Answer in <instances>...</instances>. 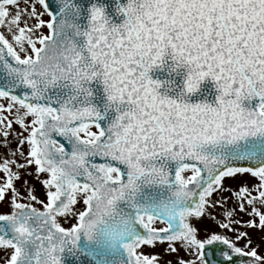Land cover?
<instances>
[{"label": "snow or ice", "instance_id": "1", "mask_svg": "<svg viewBox=\"0 0 264 264\" xmlns=\"http://www.w3.org/2000/svg\"><path fill=\"white\" fill-rule=\"evenodd\" d=\"M0 147V264H264V0H0Z\"/></svg>", "mask_w": 264, "mask_h": 264}, {"label": "rangeland", "instance_id": "2", "mask_svg": "<svg viewBox=\"0 0 264 264\" xmlns=\"http://www.w3.org/2000/svg\"><path fill=\"white\" fill-rule=\"evenodd\" d=\"M45 19H47L46 16H45ZM45 31H46V29H45ZM13 147H14V145H13ZM4 151H5V149L0 147V153H3ZM26 179H28L29 182L32 185H34V187L36 189L35 194L38 197L43 198L44 189H43V186L40 184V182L38 180H36L34 178V176L33 177H26ZM249 179H250V177L248 175H238L236 180L229 181V183L235 188V187L239 186L241 181H247ZM21 185H22V181L17 182V186L18 187H20ZM21 190L23 191V188H21ZM224 195L227 196L229 194L225 193ZM229 206H231V202H229ZM7 209H8V205L7 204L0 203V211H6ZM212 211L215 212L217 215H219V212L221 210L219 208H217V209H213ZM244 219H247V216H245ZM195 223H196L197 227H199L201 229V235H203V231H204L205 228L215 229L216 231H221L217 227L216 223L213 220H211L210 218H208V217H205L202 220L196 221ZM157 226H162V225H157ZM248 231L250 232L254 243H260L261 242V233L258 230L249 229ZM165 247H166V244H159L158 243V245H157V247L155 249H150V250L163 254V258L165 260H168V259L175 260V256L174 255H169V254H166L164 252ZM262 250H264V248H262ZM181 255H184V253L181 252Z\"/></svg>", "mask_w": 264, "mask_h": 264}]
</instances>
